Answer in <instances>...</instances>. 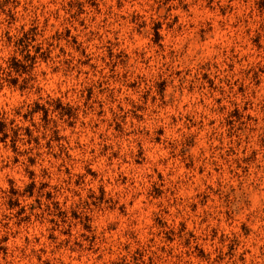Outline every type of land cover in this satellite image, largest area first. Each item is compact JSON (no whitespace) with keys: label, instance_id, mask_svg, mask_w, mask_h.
I'll return each mask as SVG.
<instances>
[{"label":"rangeland","instance_id":"1","mask_svg":"<svg viewBox=\"0 0 264 264\" xmlns=\"http://www.w3.org/2000/svg\"><path fill=\"white\" fill-rule=\"evenodd\" d=\"M0 264H264V0H0Z\"/></svg>","mask_w":264,"mask_h":264},{"label":"trees","instance_id":"2","mask_svg":"<svg viewBox=\"0 0 264 264\" xmlns=\"http://www.w3.org/2000/svg\"><path fill=\"white\" fill-rule=\"evenodd\" d=\"M3 127H4V126L0 123V133H3V130H4Z\"/></svg>","mask_w":264,"mask_h":264}]
</instances>
